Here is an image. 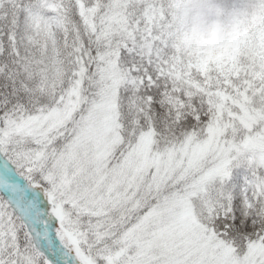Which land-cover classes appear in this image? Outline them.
<instances>
[{"label": "snow or ice", "instance_id": "obj_1", "mask_svg": "<svg viewBox=\"0 0 264 264\" xmlns=\"http://www.w3.org/2000/svg\"><path fill=\"white\" fill-rule=\"evenodd\" d=\"M0 0V264H264V0Z\"/></svg>", "mask_w": 264, "mask_h": 264}, {"label": "clouds", "instance_id": "obj_2", "mask_svg": "<svg viewBox=\"0 0 264 264\" xmlns=\"http://www.w3.org/2000/svg\"><path fill=\"white\" fill-rule=\"evenodd\" d=\"M234 0H205L203 11H194L188 23L197 32H204L214 27L218 32L229 24L224 6Z\"/></svg>", "mask_w": 264, "mask_h": 264}]
</instances>
